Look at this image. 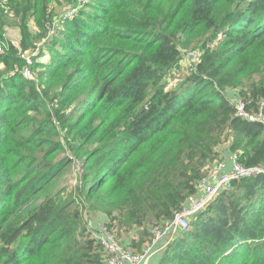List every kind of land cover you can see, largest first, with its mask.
<instances>
[{"label":"trees","instance_id":"trees-1","mask_svg":"<svg viewBox=\"0 0 264 264\" xmlns=\"http://www.w3.org/2000/svg\"><path fill=\"white\" fill-rule=\"evenodd\" d=\"M8 1L21 39L0 19V264H105L80 236L98 213L149 241L199 193L226 131L224 158L264 168V124L227 95L264 100V0H90L63 21L51 0ZM194 46L200 63L166 89ZM76 163L77 185L56 191ZM157 264H264V175L234 181Z\"/></svg>","mask_w":264,"mask_h":264},{"label":"built area","instance_id":"built-area-1","mask_svg":"<svg viewBox=\"0 0 264 264\" xmlns=\"http://www.w3.org/2000/svg\"><path fill=\"white\" fill-rule=\"evenodd\" d=\"M240 1L246 3L250 0ZM3 51V44L0 43V53H3ZM202 54V51H191L190 53L188 51L183 56V61L187 66H190V69L193 65L200 63ZM25 55L26 54H23L22 58L26 60ZM23 74L25 77L31 76L27 74V69L24 70ZM234 107L236 117L249 122L264 124V100L260 101L255 109H250L247 103L238 97L234 101ZM238 159V155H231L230 161L232 162V168L228 172L226 171L227 164L224 161L214 166L210 177L208 179H202L197 184L199 193L187 198L185 205L182 207L181 211L176 214L173 221L169 222L163 228L155 227L152 230L154 238H150L148 249L145 250L144 254L142 252H130L122 243L117 242L115 235L106 227L107 225L105 226L102 224L97 228L91 226L90 229H88L90 234L89 238L98 244L105 252V264H140L144 257L151 254V248L156 246L164 236L172 232L175 233L178 230L183 232L190 230L192 218L202 213L222 191L231 188L234 181L239 179H253L264 175L263 167H246L242 165ZM200 194H203L201 198L198 196Z\"/></svg>","mask_w":264,"mask_h":264},{"label":"rangeland","instance_id":"rangeland-1","mask_svg":"<svg viewBox=\"0 0 264 264\" xmlns=\"http://www.w3.org/2000/svg\"><path fill=\"white\" fill-rule=\"evenodd\" d=\"M89 2H90V0H77V4L74 6V5H68L67 3H65L62 0H51L49 7L54 12L55 18H57V20L63 21V19L71 18L75 12L77 13L78 11L80 12V11L84 10L87 7V4ZM8 3H9L8 0H0V4H1L0 7H2V9L4 11L6 10V12H7V14H5L3 11H0V19L3 18L5 21L4 31H5L6 39H8L12 44L19 46V42L21 39V33L19 30V20L16 18V16L14 14H11L9 11H7V6H5V5H7ZM103 24H104V17L102 18L101 24L99 25V27L101 28ZM50 30H51V28H50ZM47 33H48V35H50L49 31H47ZM54 35L55 36L52 39H55V37H57L56 34H54ZM52 39H51V41H52ZM44 46H46L44 43H40L38 45L39 48H41V47L43 48ZM211 47H213V45H211ZM188 51H189V53L191 51H199L200 52V51H203V47L194 46L191 49H189ZM37 54H38V52H34L33 55L30 53L25 55L27 63L29 65V67L26 68L28 75H32L31 67H32V69H34L33 62H34V58L35 59L38 58ZM39 55H42V54H39ZM48 57H49V52L44 55L43 60H46ZM182 65H183V67H182L183 70L180 71V75H178L177 80L175 79V80L171 81V83L169 84V86H167L166 89L169 90L171 87L176 86L179 82L182 81L181 78H185V76L189 74V67L190 66L189 65L187 66V64L184 61L182 62ZM224 138H225V140L220 145H218L217 150L220 152H224L226 149L225 141H228L230 138L228 131H226V135L224 136ZM235 154L238 155L237 153H235ZM214 157L216 159L214 161V163L218 161L217 162V164H218L221 160H223L219 154H216ZM81 167H82V165L80 163H78V164L76 163L75 165H73L69 169L68 174L65 177H63V179L60 180L56 184V191H59L62 189H67V190L71 191L73 189V187L76 186L78 183V177L80 174L79 172L81 171ZM213 168H209L208 171H206L204 174H202V179H208L210 177V175L212 174ZM93 221H94V218L88 219L87 222L85 221L82 223V226L80 228V230H81L80 236L85 234V233L87 235H90L88 232V229H90V227L92 226ZM114 224H116V225L113 227V229H110L108 227V225L106 226V224H104V225L115 235V238H116L117 242H119V243H121V240L123 239V237H126L127 235H129L131 233H135L132 229H130L128 226H126L123 222H121L119 220H117ZM153 226L157 227V225H155V224ZM92 227L95 228L94 226H92ZM178 231H180V230H178ZM178 231L175 232L176 235H177ZM149 236H150V238H154L153 233H149ZM171 238L169 239V237H165V236L162 238L161 241H162L163 247H161V252H162V250L165 251V249L167 248L169 243L173 240ZM148 242L149 241L147 240L146 237H143V238L139 237V241L136 244L140 248L139 252H142L144 254V252L148 246L147 245ZM133 250H136V249H133ZM129 251L131 252L132 250H129Z\"/></svg>","mask_w":264,"mask_h":264},{"label":"crops","instance_id":"crops-1","mask_svg":"<svg viewBox=\"0 0 264 264\" xmlns=\"http://www.w3.org/2000/svg\"><path fill=\"white\" fill-rule=\"evenodd\" d=\"M228 92H227L228 93L227 94L228 95V98L230 99V101L233 104L234 101L236 100V95H234V93L231 92L230 90ZM230 142H231V139L230 138H229L228 141H225V147H226V149H227V147H229ZM226 149H225V151H226ZM218 152H220V151H218ZM220 153H221L222 158L225 159L224 162L227 164L226 171L228 172L232 168V162L230 161L231 154H229L230 152L226 153V158H224L223 157V152H220ZM202 196H203V194H200L199 195L200 198ZM93 218H94V221L92 222V226H94L95 228L99 227L102 224H105L106 217L103 216L102 214H99L98 213V214L94 215L92 217V219ZM176 236H177L176 233H173L172 232V233L166 235L165 237H169V239L172 237L171 239H173ZM138 241H139V236H138L137 232H135V233H131V234L127 235L126 237H123V239L121 240V243L126 248H128V249L130 248V250H132V252L139 253L140 248L136 245ZM147 245H148V243H147ZM161 247H163L162 241H160L156 246H154L153 248H151V254L149 256H147V257H144L142 259V262L140 264H157L158 261L161 259L162 255H163V252H164L163 250L161 252ZM133 249H136V250H133ZM147 249H148V246H147L146 250Z\"/></svg>","mask_w":264,"mask_h":264},{"label":"clouds","instance_id":"clouds-1","mask_svg":"<svg viewBox=\"0 0 264 264\" xmlns=\"http://www.w3.org/2000/svg\"><path fill=\"white\" fill-rule=\"evenodd\" d=\"M141 253V252H140Z\"/></svg>","mask_w":264,"mask_h":264}]
</instances>
